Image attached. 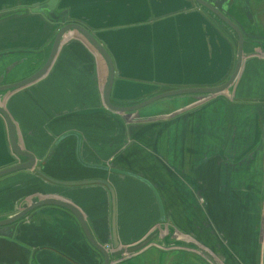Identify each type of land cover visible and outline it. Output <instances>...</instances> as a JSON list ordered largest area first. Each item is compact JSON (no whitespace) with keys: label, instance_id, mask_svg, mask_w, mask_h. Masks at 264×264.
<instances>
[{"label":"crops","instance_id":"crops-1","mask_svg":"<svg viewBox=\"0 0 264 264\" xmlns=\"http://www.w3.org/2000/svg\"><path fill=\"white\" fill-rule=\"evenodd\" d=\"M46 1L0 0V55H5L0 74L15 64L4 84L26 78L48 56L59 23L31 12ZM248 2L250 20L243 13L238 19L247 32L264 38V0ZM56 13L86 27L109 53L114 104L131 105L166 90L218 86L234 65V34L188 0H59ZM253 50L245 46L246 54ZM106 78L104 60L69 32L47 73L6 95L2 105L20 146L33 154L46 177L102 180L112 188L121 247L160 228L153 243L114 264H261L264 57L244 60L229 97L162 100L130 115L104 107ZM168 103L174 106L170 112ZM70 132L80 136L84 163L130 175L81 165L75 136L55 146ZM15 159L0 117V170ZM144 181L159 196L164 222ZM33 197L71 203L94 240L112 247V204L105 185L58 186L34 170L16 172L0 178V219ZM0 264H100V258L71 214L45 207L18 223L11 238L0 236Z\"/></svg>","mask_w":264,"mask_h":264},{"label":"water","instance_id":"water-1","mask_svg":"<svg viewBox=\"0 0 264 264\" xmlns=\"http://www.w3.org/2000/svg\"><path fill=\"white\" fill-rule=\"evenodd\" d=\"M188 1L192 4L193 7H196L197 9L207 13L214 20L220 21L236 37L237 39L236 56L230 75L222 84L218 86L190 87V88L166 90L158 94H155L153 96H150L148 98H145L139 102L133 103L131 105H118L111 102L110 94L112 90L115 73H114L113 62L111 60L109 53L86 27L82 26L77 22H71L67 20L66 14L64 13L63 14L56 13V8L59 0H47L44 4L40 5L39 7L33 8L31 10V12L33 13H45L49 20L53 22H58L60 27L54 36V39L50 46V50L48 52V56L46 57L44 62L32 74H30L29 76L18 82L10 83V84H4V79L5 76H7L8 73L11 71V69H13L15 64H10L6 66L3 70V73L0 74V117L3 119L4 124L6 126L9 148L16 158L14 164L0 170V178L20 171L34 170L36 174H38L44 180L58 186L73 187V186H82V185L95 184V183L105 185L110 192L111 204H112V226H111L112 251L107 252L102 245H100L94 240L89 230V227L84 219V216L82 215L80 210H78L71 203L56 198L40 199L37 197H33L29 201L24 202L18 212H16L10 217L0 219V236L11 238L18 223H20L23 219H25L29 214L33 213V211L45 207H55L68 212L77 221L82 231V234L85 240L87 241V243L89 244V246L101 256L100 264H114L118 261H122L130 256L137 254L142 249L146 248V246H148L150 243H153L160 228H157L155 232L147 236V238H145L138 244H135L130 247H121L119 245V243L116 240L115 231H114V223H115L114 193L112 188L108 186V184H106L104 181L102 180H85V181H77V182L57 181L46 177L38 167H35L36 165L35 157L33 156L32 153H30L25 149H22V147L20 146L16 126L13 120L11 119V117L9 116V114L7 113V111L4 109L2 105V100H4L6 95L14 93L16 91H19L23 88H26L34 84L47 73V71L49 70V68L53 63V60L64 39L65 34L69 32L76 33L83 41H85L88 44V46L94 52H96L104 60L107 68V78L105 85L103 86L102 100L104 107L110 112L121 115H130L140 110H143L144 108L156 102L162 100L175 99L179 97H185V96L197 97V101L199 102L203 100L204 101L208 100L213 97H217L219 95L229 96V91L240 74L244 60L252 56L264 57V38L255 35L252 31L247 32L244 26L242 25V23L240 22V20L238 19L239 16L242 15V13L243 15H249L248 12L244 13L242 5L240 4L241 0H188ZM246 6L249 7L248 0H246ZM246 45L254 46V50L253 52H251V54L245 53ZM4 56H5L4 54L0 55V58ZM70 136H75L77 139L76 157L81 165L90 169H97L102 171L108 170L109 172H113L121 175H130L128 173L118 171L115 169H108L103 166L90 165L84 163L80 158V136L73 132L64 134L62 137H60L56 142L55 146L61 140ZM18 160H23V162H18ZM145 183L149 185L156 198L158 208L160 210L161 222H164L162 205L159 196L154 190V188L148 182ZM194 248H196L204 257L210 258L206 254V252L203 251L202 249L197 248L196 246H194ZM261 264H264V243L262 248Z\"/></svg>","mask_w":264,"mask_h":264},{"label":"rangeland","instance_id":"rangeland-1","mask_svg":"<svg viewBox=\"0 0 264 264\" xmlns=\"http://www.w3.org/2000/svg\"><path fill=\"white\" fill-rule=\"evenodd\" d=\"M244 18V20H250V16L249 15H245V17H243ZM229 97V96H228ZM176 100H179V99H176ZM160 102V101H159ZM171 104H173V103H168V108H165V109H167V111L168 112H170V111H172V109L174 108V106L173 105H171ZM165 109H161V110H165ZM158 116H168V114H160V115H158ZM163 119H165V118H163ZM139 125H137L136 127H134V128H132L131 127V129L132 130H134V129H136L137 127H138ZM130 131V130H129ZM129 136V135H128ZM132 140V139H131ZM176 169V168H175ZM199 202V204H200V201H198ZM196 206H197V204H196ZM199 209H200V211H201V208L200 207H198ZM204 211H205V209H203Z\"/></svg>","mask_w":264,"mask_h":264},{"label":"flooded vegetation","instance_id":"flooded-vegetation-1","mask_svg":"<svg viewBox=\"0 0 264 264\" xmlns=\"http://www.w3.org/2000/svg\"><path fill=\"white\" fill-rule=\"evenodd\" d=\"M240 4L242 5L244 13H247L248 12V7L246 6V0H241Z\"/></svg>","mask_w":264,"mask_h":264},{"label":"built area","instance_id":"built-area-1","mask_svg":"<svg viewBox=\"0 0 264 264\" xmlns=\"http://www.w3.org/2000/svg\"><path fill=\"white\" fill-rule=\"evenodd\" d=\"M104 248H105V250L107 251V252H111L112 251V247H110V246H108V245H105V246H103Z\"/></svg>","mask_w":264,"mask_h":264},{"label":"trees","instance_id":"trees-1","mask_svg":"<svg viewBox=\"0 0 264 264\" xmlns=\"http://www.w3.org/2000/svg\"><path fill=\"white\" fill-rule=\"evenodd\" d=\"M93 250V249H92ZM95 254H97L99 256V258L101 259V256L95 251L93 250Z\"/></svg>","mask_w":264,"mask_h":264}]
</instances>
